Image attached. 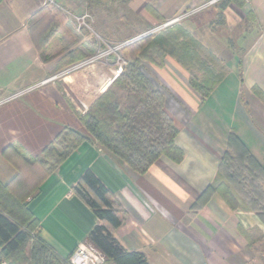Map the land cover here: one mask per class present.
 Returning a JSON list of instances; mask_svg holds the SVG:
<instances>
[{
	"label": "crops",
	"instance_id": "0c3cea01",
	"mask_svg": "<svg viewBox=\"0 0 264 264\" xmlns=\"http://www.w3.org/2000/svg\"><path fill=\"white\" fill-rule=\"evenodd\" d=\"M205 1L116 0L105 8L98 0H56L60 7L52 8L43 0H0V184L23 166L17 149L39 157L63 127L82 131L77 115L121 68L107 57L52 78L55 74L102 44L131 40V31L139 34ZM41 7L50 12L39 24L41 30L48 18L57 22V39L44 51L35 47L28 23ZM84 13L89 15L87 31L72 22V16ZM180 25L223 62L224 77L199 101L173 59L167 58L162 68L143 65L164 93L182 156L161 155L138 174L92 139L81 141L25 198L40 237L60 256L69 257L87 241L97 223L74 191L90 170L122 214L111 233L125 250L141 252L149 264H264L241 233L253 228L264 233L254 211L245 204L231 209L217 193L192 206L217 178L220 159L229 151V133L264 164V103L252 92L254 86L264 92V0H220L183 18Z\"/></svg>",
	"mask_w": 264,
	"mask_h": 264
},
{
	"label": "trees",
	"instance_id": "16d2710c",
	"mask_svg": "<svg viewBox=\"0 0 264 264\" xmlns=\"http://www.w3.org/2000/svg\"><path fill=\"white\" fill-rule=\"evenodd\" d=\"M49 13L46 7H41L28 19L35 47L41 51L57 39V22L53 18L47 19L46 29L39 28ZM122 49L127 58L119 74L84 113L77 115L82 131L63 127L39 157L32 158L18 149L15 151L29 170L19 168L8 183L0 184V262L70 264L69 257L60 256L40 237L38 222L25 198L37 188L49 169L81 141L92 139L138 174H144L161 155L181 158L182 152L174 143L178 128L165 108L164 93L145 74V63L162 68L167 58L173 59L186 72L187 83L199 101H203L225 75L223 62L180 23L140 37ZM252 92L264 103L261 89L254 86ZM227 147L232 156L228 151L223 153L217 177L226 161L232 160L235 167L243 171L242 180L247 182L249 191L230 190L216 178L192 206L199 207L211 194L217 193L231 209H235L239 206L235 193H250L252 197L245 205L264 223V190L257 185L259 179L264 180V164L257 161L232 133L227 136ZM33 172L42 174L35 183L25 177ZM230 178L233 180L231 175ZM74 191L97 220L87 241L105 255L103 264H149L141 252L125 250L111 233V228L121 224L122 214L92 171L86 170L81 175ZM256 200H261L262 209L257 208ZM241 233L253 253L264 262V233L257 228Z\"/></svg>",
	"mask_w": 264,
	"mask_h": 264
},
{
	"label": "built area",
	"instance_id": "2783aa9c",
	"mask_svg": "<svg viewBox=\"0 0 264 264\" xmlns=\"http://www.w3.org/2000/svg\"><path fill=\"white\" fill-rule=\"evenodd\" d=\"M218 1H220V0H207L199 6L193 7L190 10H187V11L181 13L180 15H178L172 19L164 21L159 26L154 27L152 30H149L148 32H149V34H151L157 29L159 30V29H162L164 27L170 26V25L174 24L175 22H178V21L182 20L183 18L189 16L190 14L197 12L199 10L205 9V8L209 7L210 5L217 3ZM43 4L44 5L54 4V0H43ZM88 17H89V15L86 13L75 17V24H76L77 29L88 27L87 22H86V19ZM128 43H130V40L121 42L116 47L115 46H108L103 50H97L96 52H94L93 54L88 56L87 58H85L79 62H76V63L68 66L64 70L58 72L52 78L67 74L73 70H76V69L82 67L85 64H89V63L99 61L101 59H105V58L109 57L111 54L115 53L117 48L125 46ZM119 60H120V58L117 56L116 63L120 66ZM25 91H26V89L23 90L22 92H19V93H16V94L9 96V98L16 97ZM105 260H106L105 255L101 251H99L97 248H95L93 245H91L88 241H85V242L78 244L77 247L74 249V251L69 256V263L70 264H103L105 262ZM0 264H8V263L6 261H1Z\"/></svg>",
	"mask_w": 264,
	"mask_h": 264
},
{
	"label": "rangeland",
	"instance_id": "374dc122",
	"mask_svg": "<svg viewBox=\"0 0 264 264\" xmlns=\"http://www.w3.org/2000/svg\"><path fill=\"white\" fill-rule=\"evenodd\" d=\"M99 1V3H100V5H103V7H105V8H108V7H110V6H113V4H114V2H116V0H113V2H111V0H98ZM219 2V1H218ZM217 2V3H218ZM216 4V3H215ZM215 4H213V5H215ZM213 5H210V6H213ZM47 6H50V7H52V8H59L60 7V5L56 2V0H54V4H48ZM209 6V7H210ZM76 16H78V15H74V16H72V22L75 24V17ZM175 23H180V21H178V22H175ZM161 23H157V24H150V25H148L147 26V28L143 31V32H141V33H139V34H135L134 32H130V34L131 35H133L132 36V38L133 37H135V36H139L140 34H143V33H146V32H148L149 30H152L154 27H156V26H159ZM121 25H120V27L119 26H117V28L119 29V31L117 30L116 32L118 33V34H120L121 33ZM86 29L85 28H83V31H85ZM160 30V29H159ZM158 29L157 30H155L153 33H151V34H156L158 31H159ZM87 31V30H86ZM93 38H95V34H93V32H88ZM219 35H221L222 37H223V35H222V33H220ZM230 36H232L231 38H233L234 40H235V34L234 35H230ZM121 43V41H114L113 43H110V44H107L106 46L105 45H101V47L100 48H98L97 50H103V49H105L106 47H108V46H117L118 44H120ZM129 44V43H128ZM127 45V44H126ZM124 46H122V47H119V48H117V50L115 51V53H113V54H111L109 57H111L112 59H113V61L116 63V61H117V56L120 58V60H119V62H120V68H122L124 65H125V59L127 58V55H126V53L123 51V48ZM169 59V58H168ZM75 63V62H74ZM74 63H72V64H74ZM72 64H69L68 66H70V65H72ZM121 70V69H120ZM228 153L232 156V152H231V150H229L228 151ZM37 168V167H36ZM35 168V169H36ZM20 170L21 171H26V170H29V168H25L24 166H22V167H20ZM43 171V170H42ZM41 171V172H42ZM243 172V171H242ZM242 172L238 169V168H236L235 167V165H234V162L232 161V160H228V161H226V163H225V165H224V167H222V169H221V171L219 172V174H218V177H217V180L219 181V183H222L223 185H225V186H227V188L228 189H230V190H237L238 188H240L241 189V191H245V192H248L249 191V188H248V186L246 185V181H244V180H242ZM245 176H246V174L245 173H243ZM230 175L232 176V178H233V180H234V178H235V181H233L231 178H230ZM42 176V174H40L39 172H33L31 175L29 174V175H25V177H26V179L27 180H29V181H33L34 183L40 178ZM257 185H259V187L262 189V190H264V180L263 179H259L258 181H257ZM239 190V189H238ZM235 196H236V199H237V201L239 202V205H244L245 204V202H249V199L248 198H251L252 197V195L250 194V193H244V195L243 194H239V193H235ZM257 202H256V204H257V208L258 209H262V206H263V204H262V202H261V200H256Z\"/></svg>",
	"mask_w": 264,
	"mask_h": 264
},
{
	"label": "water",
	"instance_id": "95a60500",
	"mask_svg": "<svg viewBox=\"0 0 264 264\" xmlns=\"http://www.w3.org/2000/svg\"><path fill=\"white\" fill-rule=\"evenodd\" d=\"M148 34H149V32H146V33L140 34L139 36H136L135 38H132V39L130 40V43L133 42V41H135L136 39H138V38H140V37H143V36H145V35H148Z\"/></svg>",
	"mask_w": 264,
	"mask_h": 264
}]
</instances>
